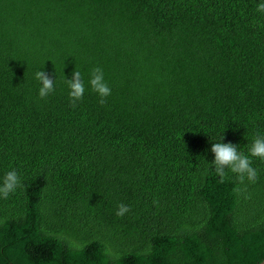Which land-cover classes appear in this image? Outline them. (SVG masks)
<instances>
[{
  "label": "trees",
  "instance_id": "16d2710c",
  "mask_svg": "<svg viewBox=\"0 0 264 264\" xmlns=\"http://www.w3.org/2000/svg\"><path fill=\"white\" fill-rule=\"evenodd\" d=\"M97 66L111 95L74 104L64 74ZM258 133L255 0H0V175L23 180L0 199V264H260L264 161L244 184L209 164Z\"/></svg>",
  "mask_w": 264,
  "mask_h": 264
},
{
  "label": "clouds",
  "instance_id": "9594fccd",
  "mask_svg": "<svg viewBox=\"0 0 264 264\" xmlns=\"http://www.w3.org/2000/svg\"><path fill=\"white\" fill-rule=\"evenodd\" d=\"M256 10L264 13V0H255ZM65 77V83L68 87V95L72 102L82 101L85 92L90 88L100 98V103L106 102V98L112 93V89L106 79L103 68L94 67L88 74L87 83L80 70L76 68L72 72L71 78ZM35 78L39 82L38 95L40 98H46L56 90L55 81L43 70L35 72ZM224 135L219 142L211 144L210 152L213 155L210 171L214 172L220 178L221 183L228 178L231 172L239 184L245 181L254 183L258 178V172L253 167V158L264 161V133H258L251 141L247 152L231 142H223ZM23 187V180L15 168H11L0 175V199H7L14 195ZM130 211L129 206L121 203L118 206L116 215L124 216Z\"/></svg>",
  "mask_w": 264,
  "mask_h": 264
},
{
  "label": "water",
  "instance_id": "95a60500",
  "mask_svg": "<svg viewBox=\"0 0 264 264\" xmlns=\"http://www.w3.org/2000/svg\"><path fill=\"white\" fill-rule=\"evenodd\" d=\"M260 264H264V260Z\"/></svg>",
  "mask_w": 264,
  "mask_h": 264
}]
</instances>
